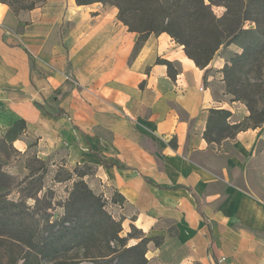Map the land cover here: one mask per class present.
Wrapping results in <instances>:
<instances>
[{
    "label": "crops",
    "instance_id": "1",
    "mask_svg": "<svg viewBox=\"0 0 264 264\" xmlns=\"http://www.w3.org/2000/svg\"><path fill=\"white\" fill-rule=\"evenodd\" d=\"M117 16L76 0L19 15L0 3V125L26 122L13 144L24 156L94 168L122 236L135 226L153 238L148 264H264V124L208 143L210 110L235 124L248 108L216 98L166 33L134 55L139 35Z\"/></svg>",
    "mask_w": 264,
    "mask_h": 264
},
{
    "label": "trees",
    "instance_id": "2",
    "mask_svg": "<svg viewBox=\"0 0 264 264\" xmlns=\"http://www.w3.org/2000/svg\"><path fill=\"white\" fill-rule=\"evenodd\" d=\"M43 1L0 0V3L19 15L34 10ZM76 3L79 6L99 3L116 7L118 20L130 32L139 35L134 55L152 34L166 33L177 43L185 45L183 36L196 30L202 58L185 52L197 67L207 69L205 82L208 66L216 52L221 47L236 46L241 53L231 57L223 69L226 91L234 96L232 102L246 105L250 116L231 124L229 120L233 114L230 111L212 109L204 138L210 144H218L227 138L234 139L241 131L264 124V106L258 111L254 104L244 100L242 88L237 84L244 67L264 59V0H76ZM219 7L225 8L223 15L215 13L214 8ZM247 22L255 27L245 28ZM157 62L166 65L170 77L176 79L178 71L174 63L161 59ZM262 70L260 68L261 75ZM260 87H264V79ZM256 102L264 104V96ZM26 128L24 120L11 126L0 125V264H19L21 261L23 264H148L147 247L153 238L145 236L135 226L127 236H122L123 217L116 219L105 209V198L93 192L83 179L87 174L77 173V168L65 179H72L74 174L79 178L62 205L63 215L55 220L49 212L51 204L41 206L44 199L39 197L44 190L42 177L35 193L31 191L27 199L9 200L10 176L4 167L8 164L10 151L20 154L13 144ZM41 162L45 172L47 165L45 161ZM32 177L27 176L25 180ZM28 199L35 202L34 206L27 204ZM112 202L122 205L124 198L115 193ZM133 239L139 242L130 245ZM10 242L19 251H11Z\"/></svg>",
    "mask_w": 264,
    "mask_h": 264
},
{
    "label": "rangeland",
    "instance_id": "3",
    "mask_svg": "<svg viewBox=\"0 0 264 264\" xmlns=\"http://www.w3.org/2000/svg\"><path fill=\"white\" fill-rule=\"evenodd\" d=\"M214 11L218 15H223L225 12V8H214ZM254 27L255 24L251 22H247L245 24V28ZM198 37L199 36L196 30H190L186 35L183 36L185 45H181L177 43L173 38L172 39L185 51L193 54L198 58H202V52L200 48L201 42ZM236 53H241V50L236 46L221 47L216 52L208 66V68L210 69L207 73L206 84L211 87L216 98L218 99H224L225 95L230 100L234 99V96L227 94L223 69L224 66L229 62L231 57H233ZM260 68L261 70L263 69L262 75L259 72ZM263 74L264 59L256 61L251 65L244 67L240 71L239 82L237 83L240 84L239 86L242 88L241 96L247 102L254 104L255 108L258 111H260L264 106L263 103H255V101H258L261 96H264V87H260L264 79ZM209 76L214 77V81H212V83H208ZM223 91H225V93H223ZM242 104L245 105L244 103ZM45 164L47 165V170L44 172L41 160L36 159V156L33 153L30 152L28 156H24L22 154H18L17 152L10 151L8 164L4 167V171L10 176L9 186L11 189V193L8 196L9 200L18 201L19 199L24 197L25 199H27L26 196H28L31 191L35 193L39 186L38 181L42 177L44 190L39 194V197H44V199L41 206L48 205V203L51 204L49 212H51L53 215L52 220H55L63 215L64 208L62 207V205L69 198L70 192L73 188V183L79 178L74 174L72 179H65L68 177L69 172L74 173L77 168V173L87 174L83 179L85 181L86 179H88L89 183H86L95 194L103 196L105 198V209L113 215L111 204H109V200H107L105 194H99V189L95 188L92 184V181L96 179V172L94 168L88 166L67 167L65 163L51 164L47 161H45ZM30 175H32L33 177L25 180V178ZM56 180H61V182H58ZM109 192L112 193V191ZM45 193L46 196L44 195ZM112 198L113 193L111 199ZM27 204H29L30 206H34L35 202L31 199H28ZM129 244L133 245L132 242H130ZM10 250L14 251V253H16V251H19L18 248L13 246L12 242H10ZM71 256L74 257L76 255L72 254ZM19 264H23V262L21 261Z\"/></svg>",
    "mask_w": 264,
    "mask_h": 264
},
{
    "label": "built area",
    "instance_id": "4",
    "mask_svg": "<svg viewBox=\"0 0 264 264\" xmlns=\"http://www.w3.org/2000/svg\"><path fill=\"white\" fill-rule=\"evenodd\" d=\"M217 264H232V263H230L228 259L225 256H223L218 259Z\"/></svg>",
    "mask_w": 264,
    "mask_h": 264
}]
</instances>
